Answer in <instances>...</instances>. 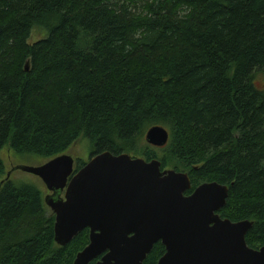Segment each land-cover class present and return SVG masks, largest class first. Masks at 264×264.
Segmentation results:
<instances>
[{
    "label": "trees",
    "instance_id": "1",
    "mask_svg": "<svg viewBox=\"0 0 264 264\" xmlns=\"http://www.w3.org/2000/svg\"><path fill=\"white\" fill-rule=\"evenodd\" d=\"M35 28L48 36L31 45ZM260 73L264 0H0V184L5 148L52 160L87 139L93 158L138 155L185 172L186 195L205 183L228 186L219 214L253 222L246 240L259 250ZM156 126L169 131L168 145L141 150ZM55 221L36 186L6 181L0 264H74L90 232L62 248ZM164 253L159 244L147 264Z\"/></svg>",
    "mask_w": 264,
    "mask_h": 264
},
{
    "label": "water",
    "instance_id": "2",
    "mask_svg": "<svg viewBox=\"0 0 264 264\" xmlns=\"http://www.w3.org/2000/svg\"><path fill=\"white\" fill-rule=\"evenodd\" d=\"M145 140L163 149L170 133L156 126ZM18 170L39 178L50 193L45 204L56 219L59 247L90 230L89 245L74 264H144L159 243L166 253L158 264H264V247L253 249L246 240L254 223L219 214L228 186L205 183L186 195L193 188L188 174L162 170L159 160L106 152L78 172L66 154L41 167L14 168L0 190Z\"/></svg>",
    "mask_w": 264,
    "mask_h": 264
},
{
    "label": "rangeland",
    "instance_id": "3",
    "mask_svg": "<svg viewBox=\"0 0 264 264\" xmlns=\"http://www.w3.org/2000/svg\"><path fill=\"white\" fill-rule=\"evenodd\" d=\"M47 36L48 35L45 31L35 28L32 32V36H31L29 43L33 45L36 42L40 41L41 39L46 38ZM256 77L257 78L255 79V84L257 88L260 91L264 92V73H260ZM145 147L150 148V146L147 144L146 140L144 139V144L141 150L144 149ZM65 154L71 156L75 160V170L79 171L86 164H88L93 158L92 157V145L89 140L82 139L81 141L76 143L74 146H72ZM131 156L133 158H143L138 155H131ZM2 159L4 162L5 168H6V175L12 172L14 168L41 167L49 161L47 159H43L38 156H30V155L20 156V155H17L15 152H13L10 148L4 149V151L2 152ZM167 170H173V169H167ZM6 175L4 179L6 178ZM10 181H12L14 184H31V185L36 186L41 191L44 201H45V198L48 195H50L46 186L43 184V182L39 178H37L36 176L30 175V174L24 173L20 170L12 173L10 177Z\"/></svg>",
    "mask_w": 264,
    "mask_h": 264
},
{
    "label": "flooded vegetation",
    "instance_id": "4",
    "mask_svg": "<svg viewBox=\"0 0 264 264\" xmlns=\"http://www.w3.org/2000/svg\"><path fill=\"white\" fill-rule=\"evenodd\" d=\"M93 159V158H92ZM91 159V160H92ZM78 172V171H77ZM86 231H89L90 232V230L88 229V230H86ZM89 237H90V233H89ZM159 244H161L162 245V243H159ZM159 244H157L156 246H158ZM155 246V247H156ZM163 246V245H162ZM155 247H154V249H155ZM164 247V246H163ZM154 249H153V251H154ZM164 249H165V247H164ZM153 251H152V253H153ZM152 253L147 257V259H146V261L144 262V264H147V262H148V259H149V257L152 255ZM165 253H166V249H165ZM165 253H164V255H165ZM163 255V256H164ZM163 256H161L158 260H157V262H156V264H158L159 263V261H160V259L163 257ZM101 259H99V260H97L96 262H94L93 264H96L97 262H99Z\"/></svg>",
    "mask_w": 264,
    "mask_h": 264
}]
</instances>
